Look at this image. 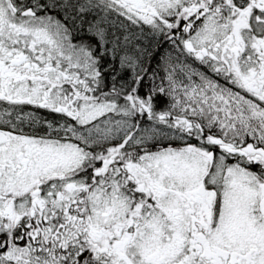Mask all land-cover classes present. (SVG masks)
Wrapping results in <instances>:
<instances>
[{
    "label": "snow or ice",
    "instance_id": "1",
    "mask_svg": "<svg viewBox=\"0 0 264 264\" xmlns=\"http://www.w3.org/2000/svg\"><path fill=\"white\" fill-rule=\"evenodd\" d=\"M0 264H264V0H0Z\"/></svg>",
    "mask_w": 264,
    "mask_h": 264
}]
</instances>
